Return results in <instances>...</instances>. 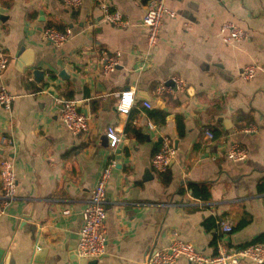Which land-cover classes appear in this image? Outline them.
<instances>
[{"label":"crops","instance_id":"obj_1","mask_svg":"<svg viewBox=\"0 0 264 264\" xmlns=\"http://www.w3.org/2000/svg\"><path fill=\"white\" fill-rule=\"evenodd\" d=\"M102 2L123 11L129 25L105 21ZM167 4L178 15L164 18L158 45L150 49L144 0H82L78 10L62 0H0V51L10 57L0 87L17 96L11 109L0 106V137L13 141H0V162L10 158L18 179L17 199L5 208L0 203V264H75L70 255L82 211L109 160L115 165L107 186L106 253L89 264H143L175 237L205 254L216 253L218 241L229 249L264 241V0ZM227 21L248 38L224 43L219 30ZM51 25L72 28V38L62 46L46 41L42 31ZM22 47L23 55L34 56L23 70ZM118 51V67L103 74L104 52ZM251 63L257 74L243 80L240 71ZM37 68L45 72L41 82ZM175 75L189 89L158 94ZM126 88L136 91L128 115L117 109ZM64 99L78 101L89 117L88 133L74 135L62 124ZM252 124L257 131H244ZM111 125L123 138L116 148L107 136ZM208 131L219 134L210 139ZM164 136L177 155L157 173L151 160ZM232 143L248 149L246 160L226 156ZM196 184L208 186L210 199L195 195ZM217 217L228 218L232 231L220 236L208 229Z\"/></svg>","mask_w":264,"mask_h":264},{"label":"built area","instance_id":"obj_2","mask_svg":"<svg viewBox=\"0 0 264 264\" xmlns=\"http://www.w3.org/2000/svg\"><path fill=\"white\" fill-rule=\"evenodd\" d=\"M62 2L74 10H78L82 0H62ZM100 10L105 21L116 27L129 25V19L123 11L113 8L109 3L102 2ZM178 12L167 4V0H148L147 10L143 17V24L147 27L148 47L156 48L166 16L176 17ZM43 38L57 46H62L73 36L70 27L64 29L56 26H46L42 31ZM219 36L226 44L242 42L248 38V32L234 21L224 22L219 30ZM9 55L0 51V74L4 72L9 63ZM102 73L108 75L116 70L119 65L120 52L103 55ZM257 64L251 63L244 66L240 71L243 80H252L257 74ZM171 83L163 82L157 88V93L162 94L170 91L173 94L185 92L189 89V83L181 76L175 75L171 78ZM17 96L10 92L5 85L0 87V106L11 109ZM60 119L62 124L74 135L86 134L90 130L89 117L79 110L77 100L64 99L61 101ZM136 103V91L133 88H126L119 92L117 109L119 113L128 115L131 113ZM143 105L152 108L150 101L144 100ZM258 127L252 124L244 131H257ZM210 139L215 135L208 131ZM107 136L112 148H116L123 138L117 127H108ZM2 143L11 144L12 139L1 136ZM248 149L237 143H232L226 150V156L233 161H244L248 157ZM177 155V148L168 136H164L160 149L153 155L151 164L157 173L166 172ZM115 163L110 161L103 168L100 177L93 186L89 199L82 211L83 226L79 233L76 250L79 257L97 258L106 253L107 228L106 220L108 215L109 197L107 186L112 175ZM0 203L4 208L18 197V179L16 176L13 161L3 157L0 162ZM233 229L232 222L226 218L216 219L215 234H226ZM180 258H185L190 264H241L243 261H250L253 264H264V241L252 242L240 248L229 249L224 243L217 242V251L214 254H205L199 250L192 242L173 238L170 244L164 248H157L150 251L143 264H174Z\"/></svg>","mask_w":264,"mask_h":264},{"label":"water","instance_id":"obj_3","mask_svg":"<svg viewBox=\"0 0 264 264\" xmlns=\"http://www.w3.org/2000/svg\"><path fill=\"white\" fill-rule=\"evenodd\" d=\"M27 49L25 47H22L20 52H19V65L21 67V70H23V68L25 66H33L34 64V56L32 55L31 57H27V52L23 55V52L26 51ZM33 74L35 76V79L39 82L43 81L44 79V75H45V72L42 70V69H34L33 70ZM50 92H52L53 94H55V89L54 88H51L50 89ZM57 95V94H55ZM146 98L149 99V95L147 94L146 95ZM76 246H77V243L76 245L74 246V250H72V254L70 255V257L72 258V260L74 261L75 264H80V262H83V264H89L90 261L92 260V258H85V257H79L78 256V253H77V250L76 249ZM3 251V252H2ZM4 253V250H1V256L3 255ZM37 258V256L35 257V259ZM85 261V262H84Z\"/></svg>","mask_w":264,"mask_h":264},{"label":"trees","instance_id":"obj_4","mask_svg":"<svg viewBox=\"0 0 264 264\" xmlns=\"http://www.w3.org/2000/svg\"><path fill=\"white\" fill-rule=\"evenodd\" d=\"M144 1H148V0H144ZM159 113H160V119L165 120L168 114L166 112H163V111L162 112H159ZM179 128L182 131V125H181V123H179ZM213 133H214L215 137L219 134L217 131L216 132H213ZM167 182H168V180H167ZM194 190H195V195L197 197H200L201 199L208 200L211 197V193H210V191L208 189V186L205 185V184H201L200 186L198 184H196L194 186ZM209 220H210V223H207L208 229H211L213 227L216 228V221H215L216 219H214V218L212 219L211 218Z\"/></svg>","mask_w":264,"mask_h":264}]
</instances>
